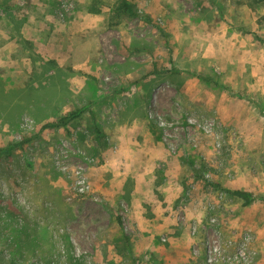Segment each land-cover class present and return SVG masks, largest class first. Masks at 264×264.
<instances>
[{"label": "rangeland", "instance_id": "1", "mask_svg": "<svg viewBox=\"0 0 264 264\" xmlns=\"http://www.w3.org/2000/svg\"><path fill=\"white\" fill-rule=\"evenodd\" d=\"M130 1L0 0V264H264V0Z\"/></svg>", "mask_w": 264, "mask_h": 264}, {"label": "trees", "instance_id": "2", "mask_svg": "<svg viewBox=\"0 0 264 264\" xmlns=\"http://www.w3.org/2000/svg\"><path fill=\"white\" fill-rule=\"evenodd\" d=\"M114 11H115L117 16L140 17L145 21H148V22L152 21L149 14L141 13L136 8V5L133 2H131L130 0H119V2L117 3V5L114 8ZM82 113H83V108H76L75 110H72V111L62 115L55 120L48 121V122L44 123L42 128H51V129H55V128H59V127L65 128L69 125V123L72 120L78 118ZM96 129L99 132V128L96 127ZM30 140H31V138L26 137L20 141L10 143L6 147L0 148V159L2 157H5V156L6 157L10 156L12 154L13 150L16 148H19V149L24 148L26 143H28ZM209 182L216 187H220V184L217 182H213L210 180H209ZM226 190L229 193H231L232 195H235V196L243 199V201L245 203H251L257 198L256 195H254L252 192H249L247 190L230 189V188H228ZM118 220L120 223H122L120 216H118Z\"/></svg>", "mask_w": 264, "mask_h": 264}]
</instances>
